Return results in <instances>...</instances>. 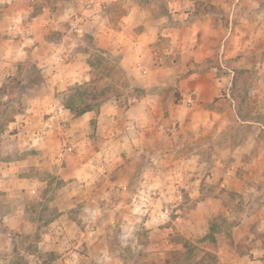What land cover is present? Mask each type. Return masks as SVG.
<instances>
[{
	"label": "crops",
	"instance_id": "1",
	"mask_svg": "<svg viewBox=\"0 0 264 264\" xmlns=\"http://www.w3.org/2000/svg\"><path fill=\"white\" fill-rule=\"evenodd\" d=\"M12 1L6 0L11 6L8 5L0 10V24H6L7 29L11 30L8 33L10 37L12 35L16 37L15 29L19 31L17 27L21 20H19V14L14 11ZM190 4L192 7L190 10L193 11L194 4L192 2ZM168 5L172 17H178L171 10L173 6L169 3ZM174 7H176L175 4ZM248 7L256 12V17L252 18L251 22L256 29L254 30L250 25H242L243 28L234 27V31L229 34L230 38H236L239 41V46L228 55L238 58L234 67L237 70H250L254 65L253 52L245 49H251L254 45L260 44L264 46V0L249 3ZM141 17L143 28L135 34V37L128 38L132 34L130 26L125 28L127 31L118 33V36H121L120 41L127 44L120 60L121 68L129 76L131 84L136 87L145 90L158 87L165 89L174 84L184 99L176 101L164 92L160 95L146 94L138 100L129 98L128 104L124 106L119 105L117 99H110L103 103L97 111L86 112L79 117H74L69 110L57 103L55 92L78 82L80 72L76 71L75 77L68 80L67 77L60 76L58 68L55 67L52 79L49 82H41L39 87L33 90L30 107L26 109L24 125L17 128L20 131L19 134H13L12 141L17 146L16 152L23 150L26 153L23 161L19 159L3 163L1 166L3 169H0V173L6 175L4 179L0 177V192L6 193L4 196L7 198L10 197L16 184L21 183L22 186L24 183L26 190L23 195L43 200L42 191L39 188L47 184V179H39L33 172H28L31 167L56 176L63 182L75 184L76 188L71 193V197H76L75 200L79 199L81 202L84 201L85 208H88L91 216L87 218L85 229H83L89 231L93 239L82 241L78 239L79 237H72V239L77 238V241L53 248L57 241L53 237L55 227L65 230V225L72 224L75 230H81L78 220L70 219L71 210L68 208H66L68 210L58 209L57 218L45 226H40V229L45 232L38 243L41 249L39 253L59 251L62 253L59 257L61 264H74V261L79 259L80 261H91L92 264L173 263L174 253L183 251L185 244L173 242L170 238L178 233L189 239L197 230H200V227H203L205 232L204 225L208 215L213 213L209 212L208 205L205 203L195 202V206L190 207L185 216L179 215L172 220L168 218L167 210H165L167 217H161L163 211H158V207L159 203L163 202L162 200H175L177 194L182 196V200L187 197L191 198V202L201 197L203 179L207 181L209 178V176L205 177V174L202 175V171L208 167L207 158L203 156L206 149L205 139L211 134L213 124H219L215 135L223 134L225 116V113L204 107L203 104H211L219 97L212 92L208 94V91L211 88L222 91L220 87L223 83L220 80L210 82L209 79H197L193 75L177 84L175 77L178 68L159 65L153 58L151 46L162 37L177 41L179 37H182L181 32L184 29L179 30L177 29L179 27L175 28L166 24L170 21L168 15L146 21H144L145 14ZM36 18L38 17H33L32 21L21 31L23 34L20 39L25 41L23 46L32 47L39 41L33 32V29L37 28L33 21L37 20ZM207 22L209 19H205V24ZM247 23L250 22L247 21ZM200 24V27L206 28L201 19ZM246 27L251 30H246ZM192 29H197V27ZM192 29L190 31H193ZM229 35L225 37L224 42ZM188 37L192 39V43L197 40L193 34ZM10 42L12 43L11 38ZM10 47L13 54L20 49L15 48L16 46ZM182 48L186 49V46L183 45ZM34 49L37 50V47ZM182 54L186 56L189 53L182 51ZM194 54L195 52L190 50L189 55L192 58ZM37 67L42 75L45 70H49L47 65L38 63ZM68 67L71 65L65 66L66 69H69ZM257 68L261 72L264 71V58L261 63L257 61ZM193 84L199 86V90L203 88L205 92L196 97L195 103L193 101L194 104L190 105V97L187 101L185 98L191 89L186 86L192 87ZM223 97L225 98L226 95ZM232 102L231 111L237 122L249 129L244 141L247 151H255L252 161L246 162L250 175L248 183H258L262 186L264 184V124L250 118L241 119L234 99ZM92 123L91 132L93 131L94 137L91 138L88 130ZM15 124V122L11 123V125ZM16 136H19V139L22 138V144L14 140ZM65 145L71 147L72 152L60 157ZM234 150L242 151L240 153L243 154H240V157L246 153L240 145H237ZM22 167L29 168L27 173L21 170ZM228 173L234 172L229 170ZM20 174L23 175L20 176ZM236 178L232 177L235 183L229 186L228 190L243 195V191L246 190L245 180ZM256 194L260 195L261 192H256ZM262 197L261 208L263 209L257 214L262 215L264 221V191H262ZM155 209L158 212H150ZM15 214L25 217L24 221H26L25 224L27 223L29 232L35 228V223L24 207L23 210L11 208L3 215L0 214L2 215L0 218V254L2 255L9 254L14 246L12 240L8 239L7 235L4 236L2 224L8 230L18 231L19 227H14L9 223ZM154 214L158 215L160 220L155 218ZM154 221L165 224L170 221L171 224L160 228V226L152 225ZM255 221L257 218L251 220L250 224H241L233 228V239L227 244V248L232 252L231 259L224 260L225 257L221 253L214 252L220 264H260V259L256 255L259 254V257H262L264 248L261 241L257 240L254 230L263 233L264 225ZM141 226L149 230L146 233L152 238L147 244H142L138 240L137 230ZM105 231L118 233L119 252H112L105 241L101 245L99 240H101L100 237L104 240L105 233L103 232ZM79 232L80 235H84L82 230ZM65 241H70V239ZM258 245L263 248L261 254L256 248ZM43 247L44 250H42ZM96 247L99 253L92 255L91 249ZM245 248H248L247 255H242L239 251ZM81 249L87 252H80ZM31 257L36 259V264L41 263L39 256Z\"/></svg>",
	"mask_w": 264,
	"mask_h": 264
},
{
	"label": "rangeland",
	"instance_id": "2",
	"mask_svg": "<svg viewBox=\"0 0 264 264\" xmlns=\"http://www.w3.org/2000/svg\"><path fill=\"white\" fill-rule=\"evenodd\" d=\"M256 1L261 0H239L238 3L237 0H107L105 2L98 0H13L14 11L19 14V20H21L19 21L20 26L17 27L19 31L15 29L16 37L14 35L10 37L8 33L11 30L7 29L6 24H0V169H3L1 167L3 163L18 161L19 159L23 161L26 153L23 150L16 152L17 146L12 141L13 134H19L20 131L17 128L24 125L26 109L30 107L29 103L33 90L39 87L41 82H49L52 79V72L55 67L58 68L59 75L67 77L68 80L75 77L76 71L80 72L78 82L71 86L62 87L59 92H55V98L59 105L63 104L69 90L75 85H81V90L88 88L91 78L94 81L101 79L100 82L104 86L116 87L119 97L113 99H117L121 106L127 105L129 98L138 100L146 94L160 95L163 92L166 95H171L176 101L184 99L174 84L165 89L159 87L146 90L131 88V80L120 65L123 50L127 44L120 41L121 36L119 37L118 33L127 31L125 28L130 26L132 34L128 38L132 39L143 28L141 16L145 14L144 21H146L168 15L170 21L166 24L175 28L179 27L177 28L179 30L184 29L181 32L182 37H179L177 41H171L165 37L159 38L151 46L153 58L161 66H176L178 68L175 77L177 84L193 75L197 79H209L210 82L220 80L223 83V86L220 87L222 91L213 88L208 91V94L212 92L219 97L213 103L203 105L214 111L225 113V116L223 118V134L215 135L219 124H213L211 134L205 139L206 149L203 156L207 158L208 167L202 171V175L205 174V177L209 176V178L207 181L203 179L201 197L194 202H191L192 199L187 197L183 198L180 203L174 199L162 200L163 202L159 203L158 211L167 210L168 218H172V220L179 215L185 216L188 209L195 206V202L205 203L208 205L209 212H213L208 215L204 225L205 232L203 227H200V230H197L194 236L189 239L178 233L170 238L173 242L185 244V249L174 253L173 263L166 262L164 264H220V260L217 255H214V252L221 253L225 257L224 260L231 259L232 252L227 248V244L233 239V228L241 224H248L256 218L257 221L255 222L264 225L263 216L257 214L263 209L261 208L263 205L261 200L264 184L260 186L258 183H248L250 175L246 162L252 161L255 156V151L250 150L248 152L244 143L249 129L246 126H241L231 111L233 99L238 100L237 97H239L240 103L237 105L241 115L244 118H250L264 124V71L261 72L257 68V61L261 63L264 58V46L260 44L254 45L255 50L253 48L245 49L254 54V65L250 70L234 69L238 58L234 55L228 56L232 54L235 47L239 46L238 39H232L229 35L234 31V27L241 29L243 28L242 25H250L254 30L256 29L251 24L252 18L256 17V12L248 7L249 3ZM191 2L194 4L193 11L190 10L192 8ZM168 3L173 6L171 10L178 17H172V13H169L170 6ZM8 5L11 6L6 0H0V10L8 7ZM37 14L39 16H36ZM205 15L209 16L204 17ZM33 17H38L37 20H33L37 27L33 29V32L39 41L32 47L23 46L25 41L20 39L23 34L21 31L32 21ZM200 19L202 22L204 21L206 28L200 27ZM205 19H209L206 24ZM133 24L134 26H132ZM194 27L197 29H192ZM191 29L194 33L190 31ZM245 29L251 30L247 27ZM190 34L196 36L195 43H192V39L188 37ZM228 35L229 37L224 42ZM7 45L16 46L15 48L20 49L13 54L11 47L9 48ZM183 45L186 46V49L182 48ZM35 47L37 50L34 49ZM190 50L195 52L193 58L189 55ZM182 51L189 54L181 55ZM38 63L49 67V70L44 71V77L37 67ZM68 64L71 67L66 69L65 66ZM104 68L108 71L107 77L101 75ZM233 81L234 88H232ZM186 87L191 89L185 98L187 101L190 97V105L195 103L196 97L205 92L203 88L199 90V86L194 84L192 87ZM227 94L229 95L228 98ZM224 95H226L225 98ZM13 122L17 125H11ZM91 128L93 129V123L92 126L90 124L88 130L89 136L92 138L94 134L93 131L91 132ZM260 136L262 137V135ZM14 140L23 143L19 136L14 137ZM203 145L202 137V147ZM237 145L246 150L242 157H240L243 154L240 153L241 150L238 152L234 150ZM28 169L21 168L26 173ZM229 170L234 173H228ZM28 172H33L39 179H47V184L43 188H39L42 191L43 200L23 195L26 190L24 183L22 186L21 183L16 184L13 192L10 193V197L7 198L4 196L6 193L0 192V214L3 215L11 208L23 210L24 207L35 223V228L29 232L27 223L25 224L26 221H24L25 217L17 214L11 218L9 223L14 227H19L18 231L8 230L2 224L4 236L7 235L14 246L13 250H10L11 253H5L6 256L0 258V264H36V259L31 256H39L40 264H61L59 262L61 252L42 251L39 253L41 249H39L38 243L45 232L40 229V226H45L57 218L59 216L58 209L68 208L71 210L70 219L78 220V223L81 224H79V228L84 235H80L79 231L81 230H75L71 226L72 224L70 226L65 225V230L55 227L53 237L57 241L53 248L77 241V238L72 239V237H79L78 239L82 241H91L93 235L84 230L87 218L91 215L88 213V208H85L84 201L81 202L79 199L75 200L76 197H71V193L76 188L75 184L63 182L56 176H51L39 169L35 170L34 167H31ZM11 174L16 175L17 173ZM22 175L20 174V176ZM0 177L4 179L6 175L0 173ZM232 177H237V180H245L246 190L243 191V195L228 190V187L235 183ZM256 192H261V194L257 195ZM158 211L155 209L150 212ZM154 217L159 219L156 214ZM159 223L154 221L152 225L162 228L171 224L170 221L167 224L162 222L158 225ZM144 228L142 226L138 228L137 237L139 242L147 244L152 238L146 233L149 230ZM254 232H256V238L261 241L264 248V232L258 233L259 231L256 230ZM103 234L104 240L101 237L99 240L101 245L105 241L109 244L112 252H119L118 233L105 231ZM106 235L107 237H105ZM67 239L70 241L66 242ZM262 247L261 245L256 246L260 254ZM247 251L248 248H245L240 249L239 252L242 255H247ZM80 252L86 253L87 251L81 249ZM207 252L211 253V256H204V253ZM96 253H99L98 247L91 249L92 255H96ZM256 256L260 259V264H264V255L259 257L260 255L257 254ZM201 258L202 262H200ZM74 264H92V262L80 261L79 259L74 261Z\"/></svg>",
	"mask_w": 264,
	"mask_h": 264
},
{
	"label": "trees",
	"instance_id": "3",
	"mask_svg": "<svg viewBox=\"0 0 264 264\" xmlns=\"http://www.w3.org/2000/svg\"><path fill=\"white\" fill-rule=\"evenodd\" d=\"M91 68H93L92 65H91ZM107 72L108 71H106V69L104 68L101 71V75H103V77H107L108 76ZM100 81H101V79L98 81H94L91 78V83H89L88 88L82 89V90H81V85H75L72 89L69 90V93L65 97V100H64L62 106L65 109L69 110L70 113L74 117H79L86 112L97 111L100 108V106L103 103H105L106 101L119 97V94L116 92L117 91L116 87L104 86V85H102V83ZM130 83H131V81H130ZM120 85L122 86V84H120ZM122 87H124V86H122ZM130 87L133 89L139 88V87H136L132 84ZM234 87H235V84L233 81L232 88H234ZM237 98H238V100L235 98L234 101H235L236 109L238 110V113H239V117H241V119H246L240 113L241 111L239 110V107L237 105L238 103H240V99H239V97H237ZM208 253L209 252L204 253V256H206V257L211 256V253H209V254ZM5 256L6 255L0 254V258H3ZM202 261L203 260L201 258L200 262H202Z\"/></svg>",
	"mask_w": 264,
	"mask_h": 264
},
{
	"label": "built area",
	"instance_id": "4",
	"mask_svg": "<svg viewBox=\"0 0 264 264\" xmlns=\"http://www.w3.org/2000/svg\"><path fill=\"white\" fill-rule=\"evenodd\" d=\"M71 152H72V148L69 147V146H66V145H65L64 148H63V151H62V154H61L60 157H63L65 153H68V154H69V153H71ZM175 201H176L177 203H180V202L182 201V196H181L180 194H177V195H176V198H175ZM161 217H167V212H166V211H163Z\"/></svg>",
	"mask_w": 264,
	"mask_h": 264
}]
</instances>
